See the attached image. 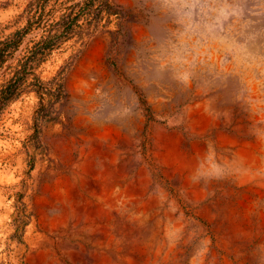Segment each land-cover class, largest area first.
Segmentation results:
<instances>
[{
  "label": "rangeland",
  "instance_id": "374dc122",
  "mask_svg": "<svg viewBox=\"0 0 264 264\" xmlns=\"http://www.w3.org/2000/svg\"><path fill=\"white\" fill-rule=\"evenodd\" d=\"M17 31L0 88L66 35L0 113V264H264V0H0Z\"/></svg>",
  "mask_w": 264,
  "mask_h": 264
},
{
  "label": "trees",
  "instance_id": "16d2710c",
  "mask_svg": "<svg viewBox=\"0 0 264 264\" xmlns=\"http://www.w3.org/2000/svg\"><path fill=\"white\" fill-rule=\"evenodd\" d=\"M61 26L64 27L63 23H60V27ZM67 29L68 28L66 26V28L62 30V33L68 32ZM21 34V31H17L12 38L0 41V67L4 64L8 57L11 56L16 49H18L22 40ZM64 35L66 34L50 35L42 39L32 48L28 49V54L19 60L14 76L0 88V113L7 106V104L16 98L20 93L27 70L37 59L38 54L52 48L56 45V43L62 41Z\"/></svg>",
  "mask_w": 264,
  "mask_h": 264
}]
</instances>
